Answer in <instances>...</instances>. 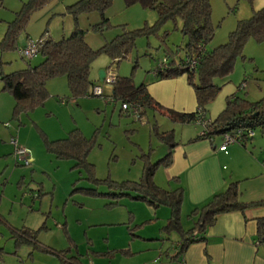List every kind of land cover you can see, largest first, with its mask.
<instances>
[{
	"label": "rangeland",
	"instance_id": "374dc122",
	"mask_svg": "<svg viewBox=\"0 0 264 264\" xmlns=\"http://www.w3.org/2000/svg\"><path fill=\"white\" fill-rule=\"evenodd\" d=\"M72 1L74 0H51L48 5L33 12L18 43L26 40V34L31 38L29 41L39 40L45 32L53 39L68 34L71 28H75L73 17L66 12V5ZM26 2L27 0H0V40L7 23L14 19ZM111 2L103 14L108 23L102 31L92 28L101 22L99 12L83 13L77 17L76 26L86 31L85 39L93 49L124 31L151 27L157 20L155 11L143 9L139 5L126 7L123 0ZM209 3L210 23L214 27V34L205 45L206 50L224 45L229 34L235 30L237 21L247 20L253 11L264 7V0L252 3L244 0H209ZM180 27V21L173 23L170 20L155 32L136 36L134 48L127 58L109 69L112 61L101 53L91 64L90 77L96 74L99 78L101 71L107 74L112 70L115 76L132 74L135 82H139L150 75L157 61L163 60L170 52L177 55L176 59H183L186 39ZM40 59V56L33 58L31 64H36ZM23 67H26V62L16 55V51L0 50V72L9 74ZM104 84L103 98H79L76 103L71 99L66 101L62 95H51L44 107L17 116L14 114V99L9 93L1 91L0 83V217L16 228L23 227L25 223L35 228V225L41 226L47 221L52 232L41 231L38 239L53 244V248H68L70 251L67 255L79 254L84 264H143L158 247L173 253V244L178 240V235L171 232L166 240V232L160 230L166 220L150 215L146 210L150 206L146 203L131 201L126 197L113 201L81 192L73 193L74 188H94L100 192H106L107 188L105 184L94 186L87 179L88 174L82 166L73 168V161L56 160L54 154L48 151L44 137L49 141L63 139L71 129L80 128L84 134L94 138L95 145L89 150L87 160L94 165L95 178H107L121 183L139 180L144 164L142 156L148 155L151 163L163 157L164 153L160 148L162 145L154 134L158 127L160 131L164 127L174 128V135L177 137L179 133H191L194 127L173 125L151 110H146L141 120L135 116L120 114V104H114L108 97L111 85ZM213 84L219 91L205 107L208 117L213 120L225 108L229 95L234 94L249 103L263 99L264 43L258 44L248 39L241 56L234 62L232 72L225 78H215ZM195 127L199 133L202 131L201 126ZM253 131L255 137L252 140H264L259 127ZM13 138L18 147L28 151L25 158L28 162L19 160L14 154L15 147L10 142ZM111 202H117V205L107 208L106 204ZM42 218L44 220L39 223ZM151 218L154 221L145 222ZM64 219L71 241L60 230L59 224ZM1 231L0 245L12 251L14 241L7 240L9 230L0 222ZM159 234V241L149 239ZM130 249L131 255H126L124 251ZM21 251H25L24 254ZM17 252L22 260H28L30 264H60L56 258L37 251H34L33 260L26 258L28 250ZM163 260L168 261L167 258Z\"/></svg>",
	"mask_w": 264,
	"mask_h": 264
},
{
	"label": "trees",
	"instance_id": "16d2710c",
	"mask_svg": "<svg viewBox=\"0 0 264 264\" xmlns=\"http://www.w3.org/2000/svg\"><path fill=\"white\" fill-rule=\"evenodd\" d=\"M51 0H27L21 9L15 14L14 19L7 23V28L0 40V50L2 52L15 51L18 45V38L24 32L29 22L31 14L44 6ZM113 0H79L75 4L68 6L66 12L70 14L75 22L73 32L59 41L48 40L43 36L42 46L38 56L42 61L35 65H28L26 69L15 71L9 74L0 72L1 91L9 93L14 99V114L30 113L44 105L49 98L46 91V84L49 80L57 77H65L68 83L70 98L78 99L83 97H94L90 95L91 88L96 83L89 77L91 64L102 53L108 56L112 62L127 58L134 48L135 37L140 34L155 32L167 21H180V31L186 39L184 46V58L180 59L176 65L173 52L166 55L164 59H170L166 63L163 71L158 72L159 79H168L180 75H186L189 85L195 91L199 109L204 110L217 95L219 88L213 84L215 78H225L233 70L234 62L241 56L242 50L248 39L256 43H264V7L259 11H253L247 20L237 21L236 28L229 36L227 42L211 50H206L205 45L212 39L214 27L210 23L211 7L209 0H123L126 7L139 5L143 9L155 11L157 20L153 26L144 27L135 31H124L122 34L107 42L98 50H91L84 41L86 31L77 28V17L83 13L99 12L101 22L92 27L93 30L102 31L108 20L104 17V12L110 7ZM249 3L255 0H244ZM179 53V51H178ZM243 58V57H242ZM195 59L196 66L190 69L187 60ZM168 61V60H167ZM181 61V62H180ZM29 63V62H27ZM115 64V63H114ZM109 65V66H110ZM135 68V66H134ZM118 104H130L140 109L142 117L144 110L154 108L157 104L147 94L144 85L135 86L132 77H117L112 84V95ZM120 112L122 110L120 108ZM172 121L190 122L194 114L183 115L166 111ZM260 128L264 134V97L257 102H247L230 95L226 100L223 111L210 123L204 137H222L224 134H233L238 129ZM155 136L159 141L168 147L167 154L155 163H150L148 155L142 156L144 165L141 177L136 182L124 181L117 183L106 178L98 180L94 176V165L88 163L89 150L95 145L94 138L86 139L78 129L69 132L66 138L61 140H44L56 160H71L74 162L73 168L86 170L87 179L95 185H106L107 191L100 192L92 189H73V193L81 192L91 197L108 198L120 200L129 198L131 201L146 203L152 208L166 206L170 209L171 215L163 231L166 233L176 232L181 236L180 245L175 258L182 254L190 245L203 242L205 230L212 226L217 217L229 212H244L247 208L262 203L242 204L238 200L236 184H229L228 188L217 195L200 209H196L190 217H196L194 227L188 231H183L180 222V207L182 202V190H164L155 185L153 175L160 166L168 167L172 160L173 135L172 132L159 133L155 131ZM75 187V184L73 185ZM72 187V188H73ZM117 205L111 202L106 207ZM257 242L264 244V218L257 220ZM13 240L17 244L25 243L37 246L36 239L26 231L14 232ZM46 254L59 258L61 264H74L69 259H64L62 252H56L47 248H42Z\"/></svg>",
	"mask_w": 264,
	"mask_h": 264
},
{
	"label": "crops",
	"instance_id": "0c3cea01",
	"mask_svg": "<svg viewBox=\"0 0 264 264\" xmlns=\"http://www.w3.org/2000/svg\"><path fill=\"white\" fill-rule=\"evenodd\" d=\"M78 1L79 0H74L70 2L66 5V8ZM98 24L99 23L93 25V27ZM73 30L74 29L71 28L68 34H63L58 39H53L48 32H45L39 37V39L45 36L48 40L59 41L62 38L64 39V37H68L73 32ZM26 36L27 38L24 42L20 44L18 43L19 41L17 42L18 45L15 50L16 55H18L21 60L26 62V67L19 68L15 71L26 69L28 65L35 66L42 61L41 58L38 62H36V64L32 65V60L30 62L26 61L19 55L18 51L21 48L25 47L27 40L29 41V39H31L28 34H26ZM84 41L91 50L95 51L102 48L107 42H110L111 40L108 41L106 39V42H104L97 49H93L88 44L85 38ZM218 46H215L214 48ZM163 60H165L166 63L170 61V59ZM163 60H158L156 66L159 63L163 62ZM177 60L179 59H175L176 62L173 63L172 66L176 65V63L179 62ZM118 63H115L116 66L118 65ZM156 66L150 71V75H146L142 79L140 78L141 80H139V82H135L132 74L131 76H125L126 74L124 76H116L119 78L132 77L133 84L135 86L144 85L147 94L157 104V106H155L153 109L149 108L146 110H151L152 112L154 111L158 113L159 115L168 119L171 123H173V125L194 127L193 130L191 129V133L187 132L188 134L186 135L179 133L178 137L174 135V128L164 127L161 131L159 130V127V131L156 129L159 133L172 132L171 135H173V149L171 164L166 168L162 166L157 168L153 175V182L156 186L164 190H182V202L180 207V222L182 230L188 231L192 229L196 223L197 218H191V213L196 209H200L203 206H206L215 195L224 192L228 188L229 184L237 185L238 200L242 204H255L257 202L262 203V205L251 206L244 212L237 211L219 215L215 223L205 230V240L203 242H197L190 245L182 254H180L176 258L175 255L178 252L181 236L178 233L174 232L178 235V240L175 242V244H173V253L170 254L168 250L163 251V247H158V249H155L153 251L152 256L147 258V260H145L143 264H264V244L259 246L255 245L257 241V220L260 218H264L263 138L252 140V142L247 141L244 144L235 143L230 144L226 147H220L222 143V139L220 136H213L211 138V141L207 138H199L200 133L195 127L197 124L195 125V123L192 122L194 116L190 122L181 123L172 121L168 117L166 111H171L173 113L183 115L196 113V111L199 109L196 94L193 87L189 85L186 75H180L168 79H159L157 75L158 73H154ZM132 70H134V67H132ZM96 76L97 75L95 74L90 77L89 73V77L94 83H98L100 81ZM58 89L61 90L57 91ZM68 89V83L65 77L53 78L46 84V91L49 94V98L51 97V95H62L66 101L71 99L73 100V102L77 103V99L70 98ZM109 91L110 95H112V86ZM46 101L44 102V105ZM44 105L41 107H44ZM146 110L142 111L143 115L145 114ZM202 111L204 112V116L207 120L213 121V119L208 117L205 108ZM74 129H78L86 139H93L91 138L92 136L84 134L80 128L75 127L71 129V131ZM159 142L162 145L160 148L164 153V157L168 152V147H166L167 145L165 143L161 141ZM147 159L151 163V161L149 160V156L147 157ZM146 210L150 215L154 217L159 216L161 217V220H166V223L168 219H170L171 211L166 206H160L157 209L150 207ZM43 220L44 219L42 218L39 223H42ZM64 220L65 221L62 224H57L60 225V230L64 233V237H66L68 241H71L70 234L66 231V219ZM151 221L154 220H152L151 218L149 220H146L145 222L150 223ZM0 222L2 224H5L9 230V237L7 240H13L15 236L14 232L23 230L33 235L36 239L37 244V246L25 243L17 244L15 240H13L14 249L12 251L6 250L5 247L0 245V264H30L28 260H22L19 252H17L22 249L28 250L26 257L27 259H35L34 251H37L38 253L44 254L45 256L54 257L58 260V262H60L58 257L46 254L41 251L42 248H47L56 252L61 251L64 259L70 260L68 262H74V264H84L80 260L79 254L68 256L67 252L70 251L68 250V248H53L51 247L53 244L38 239L39 232H52L50 227H48L46 224L47 221L42 223L41 226H38L39 224L35 225V228L33 225H29L27 223H25L23 227H12L2 217H0ZM163 227L160 230H163ZM0 233H2V231ZM170 233L164 234L166 240H168ZM159 238L160 234L158 236H152L149 239L159 241ZM21 252H23L24 254L25 251ZM124 253L126 255H131V249L125 250ZM163 256L167 258L168 261L164 262L163 259L165 258H163Z\"/></svg>",
	"mask_w": 264,
	"mask_h": 264
},
{
	"label": "built area",
	"instance_id": "2783aa9c",
	"mask_svg": "<svg viewBox=\"0 0 264 264\" xmlns=\"http://www.w3.org/2000/svg\"><path fill=\"white\" fill-rule=\"evenodd\" d=\"M43 39H39L37 41H29L26 43L25 47L21 48L18 53L21 56L22 59L26 60V61H31L33 58L37 57L39 54V50L42 46V42ZM114 63H116V61H114ZM114 63L112 65H114ZM187 64L189 65L190 69H194L196 66V61L195 59H189L187 60ZM110 65L108 67V69L112 66ZM166 67V61L163 60V62L159 63L156 66V69L154 71L155 74H157L160 71H163L164 68ZM117 76H115L114 72L112 70H110L107 74L104 75V79L103 84H96L93 88H91V95L94 97H99V98H103L104 96V83L106 84H110L112 86V84H114L115 80H116ZM109 100L111 102H113L114 104L117 103V101L110 95L108 96ZM120 108L122 110V113L126 114V115H131V116H135L138 120L141 119V115H140V109L134 105H130V104H122L120 105ZM195 124L199 125L202 127V131L199 134V137H204L206 135V131L208 129V127L210 126L211 121L207 120L204 116V112L202 111V109H198L196 111V113L194 114V119L193 121ZM254 129L250 130V129H238L236 130L233 134H224L221 139H222V143L220 145V147H226L230 144H235V143H239V144H244L247 141L252 140V138H254L255 136V131H253ZM210 141L212 140L211 138H207ZM14 147H15V155L19 160H22L25 162H28L25 158L28 154V151L18 147V144L16 142V139L13 138L10 141ZM256 246H259L260 243L256 241L255 243ZM183 264V263H182Z\"/></svg>",
	"mask_w": 264,
	"mask_h": 264
},
{
	"label": "water",
	"instance_id": "95a60500",
	"mask_svg": "<svg viewBox=\"0 0 264 264\" xmlns=\"http://www.w3.org/2000/svg\"><path fill=\"white\" fill-rule=\"evenodd\" d=\"M104 75H105V73H104V71H101L100 73H99V80L100 81H103V79H104Z\"/></svg>",
	"mask_w": 264,
	"mask_h": 264
}]
</instances>
